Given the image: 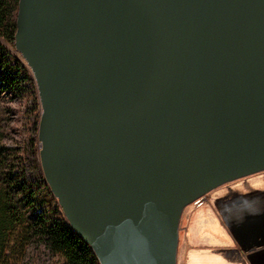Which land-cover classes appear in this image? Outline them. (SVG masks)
Instances as JSON below:
<instances>
[{
  "label": "water",
  "instance_id": "95a60500",
  "mask_svg": "<svg viewBox=\"0 0 264 264\" xmlns=\"http://www.w3.org/2000/svg\"><path fill=\"white\" fill-rule=\"evenodd\" d=\"M14 46L98 264H176L183 211L264 172V0H19Z\"/></svg>",
  "mask_w": 264,
  "mask_h": 264
},
{
  "label": "trees",
  "instance_id": "16d2710c",
  "mask_svg": "<svg viewBox=\"0 0 264 264\" xmlns=\"http://www.w3.org/2000/svg\"><path fill=\"white\" fill-rule=\"evenodd\" d=\"M19 0H0V40L15 49L16 16ZM0 42L1 77L11 92L21 95L22 83L30 79L13 64ZM38 123H35L37 132ZM31 142L38 143L37 135ZM30 142V143H31ZM31 144L27 155L34 161V176L26 178L23 162L15 160L12 150L0 144V264H12V249L23 251L33 239L61 256L66 264H98L90 247L78 238L65 221L56 199L47 186L39 164V148ZM14 159V160H12Z\"/></svg>",
  "mask_w": 264,
  "mask_h": 264
},
{
  "label": "crops",
  "instance_id": "0c3cea01",
  "mask_svg": "<svg viewBox=\"0 0 264 264\" xmlns=\"http://www.w3.org/2000/svg\"><path fill=\"white\" fill-rule=\"evenodd\" d=\"M191 211L176 264H264V172L223 185Z\"/></svg>",
  "mask_w": 264,
  "mask_h": 264
},
{
  "label": "rangeland",
  "instance_id": "374dc122",
  "mask_svg": "<svg viewBox=\"0 0 264 264\" xmlns=\"http://www.w3.org/2000/svg\"><path fill=\"white\" fill-rule=\"evenodd\" d=\"M0 42L6 48L10 58L14 60L13 64L16 68L30 79L26 83H22L24 92L21 95H16L1 82L0 77V144L12 150V156L16 158L15 160L23 162L26 178L32 180L35 170L34 161L27 153H31L30 146L33 144L31 139L36 132L35 123H38L41 114L36 84L29 68L16 50L6 42L2 40ZM0 74L7 76L5 71H0ZM33 146L39 148V142L34 143ZM208 201L209 195H206L202 206H205ZM202 206H188L183 211L182 218L186 220L191 211ZM183 224L184 221L182 224L180 223L181 234L184 230ZM12 256L14 262L12 264H66L61 256L54 255L46 250L38 239H33L23 251L12 249Z\"/></svg>",
  "mask_w": 264,
  "mask_h": 264
},
{
  "label": "built area",
  "instance_id": "2783aa9c",
  "mask_svg": "<svg viewBox=\"0 0 264 264\" xmlns=\"http://www.w3.org/2000/svg\"><path fill=\"white\" fill-rule=\"evenodd\" d=\"M204 198H205V196L200 198V199H198L197 201H195L192 205H195V206H198V207L202 206Z\"/></svg>",
  "mask_w": 264,
  "mask_h": 264
}]
</instances>
